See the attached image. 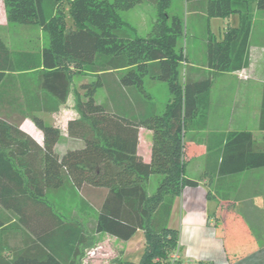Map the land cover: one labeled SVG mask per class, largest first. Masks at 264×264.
<instances>
[{
  "label": "trees",
  "instance_id": "16d2710c",
  "mask_svg": "<svg viewBox=\"0 0 264 264\" xmlns=\"http://www.w3.org/2000/svg\"><path fill=\"white\" fill-rule=\"evenodd\" d=\"M142 1L4 0L9 21L39 26L49 44L41 51H14L0 37V109L13 110H0V209L17 215V222L6 229L15 235L21 229L33 234L21 246L10 248L0 242V264H78L81 247L95 234L129 240L140 229L146 233L144 254L139 261L126 257L118 264H212L172 257L180 249L179 229L168 225L174 200L186 186H197L201 180L186 174L184 136L188 129L207 125L214 74L249 65L253 5L264 9V0H198L209 17L239 13L240 22L219 39L208 29L206 68H188L183 80L180 65L187 54L179 41L184 20L169 12L171 0H150L156 18L142 36L120 13ZM32 69L37 70V89L45 95L43 105L53 112L68 101L76 76H91L73 89L80 117L69 121L68 133L80 146L60 154L58 126L46 123L39 113L14 111L21 90L14 73ZM107 75L145 97L149 96L146 78L164 81L172 96L161 112L133 118L98 100L103 87L113 102L118 99L115 80ZM28 116L43 130L44 145L21 128ZM141 127L153 131L150 162L138 154ZM260 129L264 130V101ZM260 167H264V145L252 131H231L221 138L204 175L219 181ZM154 175L160 180L149 194L147 184ZM67 186L83 197L103 194L99 208L81 199L82 209L94 211L86 225L58 214L47 201L50 192ZM216 191L207 193L217 201L215 233L228 261L234 263L256 252L259 244L229 191L221 187ZM219 220L230 222L227 233ZM4 223L0 211L1 229Z\"/></svg>",
  "mask_w": 264,
  "mask_h": 264
},
{
  "label": "crops",
  "instance_id": "0c3cea01",
  "mask_svg": "<svg viewBox=\"0 0 264 264\" xmlns=\"http://www.w3.org/2000/svg\"><path fill=\"white\" fill-rule=\"evenodd\" d=\"M172 1L173 0H171V2ZM178 1L182 2V9L180 11L170 13L177 14L182 19L183 17H187L189 20L187 21V28L191 26L194 28L193 32L202 34V37L199 38L202 45L198 46L199 48H207L208 29L214 34V26H218L220 34H224L229 27L239 25V13H232L227 17H209L207 15L205 5L201 4V1L192 0L190 3H188V0ZM125 20L127 21V19ZM261 20H264V9H260L256 4H254L249 41V65L238 71L216 72L213 76L212 87L210 90V109L207 125L204 129H193L194 133H204V136L203 138H195L197 137L195 136L192 139V143L199 155L206 156V162L210 160L208 154L216 152L219 148V144L221 143V138L225 137V135L231 131H252L258 143L260 145H264V130L260 129L264 101V27L262 28L260 25ZM19 24L20 23L8 20L5 2L4 0H0V37L12 50L41 51L43 47L49 44V37L42 28L38 26L40 28L39 35L32 36L30 33H21L19 28L20 26H18ZM204 59H206V54H204ZM183 64H187L188 66L196 69L206 68V61L200 62L194 57V55L190 59L187 54V59L183 61ZM14 74L19 79L21 89L18 92L19 107L14 111L24 110L30 113H39L45 119L46 123L58 126L61 131V137L56 149L60 154L64 153L67 149L80 146L81 143L73 140L68 133L69 121L80 117V114L74 107L75 94L73 89H75V87L78 88L82 81L89 80L91 76H76L74 79L75 84L71 94L69 95L68 101L61 105L57 111L53 112L50 108H46L43 105L42 97L45 95L37 89L36 69L19 71ZM107 77L115 80L116 90L118 91V99L113 102V100L109 98L110 94L107 88L104 87L107 91L105 92L106 95L104 96L105 99H103V102H107L111 108L125 115L133 118H141L150 113L161 112L168 102L167 101L163 106L155 108L148 106L146 99L150 100L154 97L151 90H147L149 96L145 97L134 88H127L119 85L115 76L113 77V75H107ZM220 80H222V87L224 86V82H227L226 85H228V88L227 90L224 89V93L229 94L231 99L230 103L226 106V124L223 125L224 129H216L215 131H211L210 129V131L207 132L209 120L214 121L217 117V113H215L212 104L213 92L215 86L221 85ZM157 81L158 80L156 79L149 78L151 86H153L154 83H157ZM129 89H132L130 93ZM171 96L172 95L170 93L169 99ZM70 106L73 108L68 109ZM5 109L13 111L9 108V106H1L0 110L3 111ZM218 115L219 120L224 123V116L220 113H218ZM21 128L32 135L41 145H44V132L37 126L30 116L24 119L21 124ZM152 146L153 131L148 128L141 127L139 130L138 154L142 156L146 162L151 161ZM204 172L205 170L203 173L201 172L195 177L201 178L197 186H186L182 193L174 200L170 220L177 219V228L180 232V249L178 251L179 258L185 263H195L202 260L206 263L212 262V264H264V247H262L259 243V249L253 254L243 257L234 263H230L228 261L224 244L222 240L216 236L214 228L215 219L211 215L212 212L210 211L212 210V207L210 206L211 202L216 201V199L208 198L207 194L208 190L211 189L210 184L214 182L213 178L218 179V177L205 176ZM238 175L239 174H237L236 177ZM240 175L242 176V190L243 192H247L249 196L248 198L246 197L245 201L239 200L240 207H238V209L240 210H238L236 206L234 207L247 221H249L252 227H255L253 224L260 223L262 213L261 210L264 205V198L261 194L262 192L264 194V167L246 170L240 173ZM104 191V193H106V190ZM84 198L89 201L90 205L99 208L103 201V194L102 196L89 195V197H83L80 191L74 189L72 186H67L66 188L52 191L47 195L48 203L52 205L53 209L58 214L63 216L66 215L62 212V208L65 209L66 207L75 206L76 199L78 200V205L80 206L81 199ZM1 208V216L4 218L5 222V225L2 227L4 229L0 228V242H2L3 245H9L10 248L14 245L21 246L23 245V240L27 239L29 235L33 237V234L28 229H21V233L17 235L12 233L9 229H6L7 226L17 222V215L12 213V211L6 207ZM67 217L68 216H66V218ZM67 219H70V217ZM141 230L142 229L138 230L136 233ZM93 238H100V240L101 238H104L105 240L114 239L113 241H122L127 250L122 258L128 257L129 259L132 254L136 253L135 251L133 253V249L127 245L126 242H128V240L119 239L118 237L108 233L95 234ZM6 254L8 253L6 252Z\"/></svg>",
  "mask_w": 264,
  "mask_h": 264
},
{
  "label": "rangeland",
  "instance_id": "374dc122",
  "mask_svg": "<svg viewBox=\"0 0 264 264\" xmlns=\"http://www.w3.org/2000/svg\"><path fill=\"white\" fill-rule=\"evenodd\" d=\"M113 1V0H110ZM188 6V3H187ZM182 9V2L178 0H173L171 2V6L169 8V12H176L180 11ZM156 7L150 0H143L140 4L133 7V9L130 10H123L120 11L123 18L127 19L129 23L134 25V27L138 30L139 34L142 36H145L151 28V25L153 21L156 18ZM184 20V33L180 38L179 46H182L185 49L186 54L192 58L194 55L195 58L198 59L200 62L206 61L204 59V54H206V49L199 48L198 46L202 45L199 38L202 37L201 33L193 32V27L187 28V17H183ZM262 28L264 27V20H261ZM20 26V32L21 33H30L32 36L39 35L40 28L36 25H24L19 24ZM222 34V33H221ZM219 32V27L214 26V35L219 39L223 34L221 35ZM221 35V36H220ZM196 37V39H195ZM195 39V40H194ZM190 68L187 64H183V62L180 65V74H181V80H183L184 75L186 74L187 69ZM78 80V79H77ZM153 84V83H152ZM221 85L215 86L214 92H213V108L215 110V113H217V117L214 121H210L208 123L207 132L215 131L216 129H224L223 125L226 124V118H227V110L226 106L228 103H230V96L227 93H224V89L227 90L228 85L227 82H224V86L222 87V80H220ZM226 85V86H225ZM146 89L148 91L153 92V99H146V103L148 106L151 107H158L163 106L170 97V90L167 82L164 81H157V83H154L153 86L149 83V78H146ZM106 88H100L97 93V98L101 101H103L104 96L106 95ZM132 91V89H129V93ZM212 97V96H211ZM75 107V105H74ZM73 108V107H72ZM71 106L68 109H72ZM76 109V108H75ZM220 110V111H219ZM220 113L222 116H224L225 121L222 123L219 120ZM223 131V130H219ZM221 133V132H219ZM216 134V133H215ZM217 135V134H216ZM197 136V137H195ZM204 133H197L193 132L192 129H188L186 135L184 136V142H185V161H186V173L188 176L195 178L198 174L209 167L210 160L206 162V156H200L197 152L194 144L192 143V139L195 138H203ZM216 152H211L208 154V157H210L212 160L215 158ZM205 173V172H204ZM206 175V174H205ZM211 177V176H208ZM214 179V182L210 184L212 192L217 193V188L221 187L224 191H229L228 195L230 197V200L235 201L234 204L236 208L240 207V201L246 200V197L248 198L249 194L247 192H243L242 190V176L239 174L237 177H226L223 180ZM160 180V176L154 175L151 177L150 181L147 184V191L149 194H152L156 191L158 182ZM224 193V192H223ZM262 197L264 198L263 192L261 193ZM240 200V201H239ZM264 202V201H263ZM215 205L216 201L211 202V209L212 213L211 215L214 217L215 212ZM240 210V209H238ZM62 212L65 213L66 216L70 218H77L81 221L82 224L86 225V220L90 215L94 214L93 210L86 211L85 209H82L78 205V200L76 199L75 206L72 207H66L65 209L62 208ZM261 218L260 223L253 224L255 227L253 228L252 225L249 223V221L246 220L248 225L251 227L252 231L254 232V237L257 239V242L264 247V205L261 210ZM220 227L223 226L225 229V232L227 233L228 230L231 229L229 226L230 222H227L228 224L225 225L222 220H219ZM169 227L177 228V219L175 220H169L168 223ZM221 227V228H223ZM114 239H104V238H92L89 240L85 245L81 247V255L78 258V264H118L119 261L122 259V256L126 253L125 244L120 240ZM146 233L144 230L139 231L136 233L130 240H128L127 245L132 248L133 253L134 251L136 253L132 254L129 259H133L136 261H139V258L144 254L145 248H146ZM128 259V257H127ZM157 260V259H156ZM158 262V260L156 261ZM157 264V263H156ZM159 264H166V262H160Z\"/></svg>",
  "mask_w": 264,
  "mask_h": 264
},
{
  "label": "built area",
  "instance_id": "2783aa9c",
  "mask_svg": "<svg viewBox=\"0 0 264 264\" xmlns=\"http://www.w3.org/2000/svg\"><path fill=\"white\" fill-rule=\"evenodd\" d=\"M174 259H178L179 258V253L178 252H175L172 256Z\"/></svg>",
  "mask_w": 264,
  "mask_h": 264
}]
</instances>
